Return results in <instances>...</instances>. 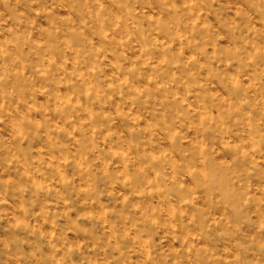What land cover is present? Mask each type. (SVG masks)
Listing matches in <instances>:
<instances>
[{"label":"clouds","instance_id":"clouds-1","mask_svg":"<svg viewBox=\"0 0 264 264\" xmlns=\"http://www.w3.org/2000/svg\"><path fill=\"white\" fill-rule=\"evenodd\" d=\"M0 264H264V0H0Z\"/></svg>","mask_w":264,"mask_h":264}]
</instances>
